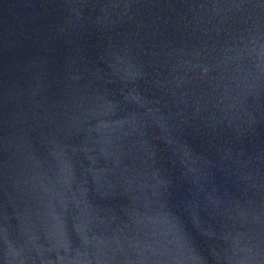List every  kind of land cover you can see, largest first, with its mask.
Masks as SVG:
<instances>
[{"label":"water","instance_id":"obj_1","mask_svg":"<svg viewBox=\"0 0 264 264\" xmlns=\"http://www.w3.org/2000/svg\"><path fill=\"white\" fill-rule=\"evenodd\" d=\"M0 264H264V0H0Z\"/></svg>","mask_w":264,"mask_h":264}]
</instances>
